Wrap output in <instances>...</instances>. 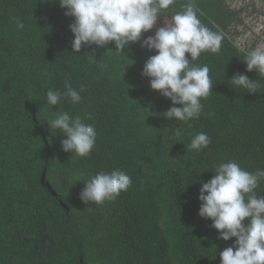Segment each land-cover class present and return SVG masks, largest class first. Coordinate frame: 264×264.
I'll return each mask as SVG.
<instances>
[{"label": "trees", "instance_id": "trees-1", "mask_svg": "<svg viewBox=\"0 0 264 264\" xmlns=\"http://www.w3.org/2000/svg\"><path fill=\"white\" fill-rule=\"evenodd\" d=\"M185 2L176 0L159 19ZM196 5L213 31L227 25L222 0ZM64 13L58 0H0V264H64L47 257L65 253L69 264H220L235 237L218 238L212 221L199 216V189L222 161L264 169V77L246 70L222 31L220 52L192 61L209 67L213 84L199 118L166 119L171 100L141 74L156 52L134 42L121 53L110 42L73 53L74 17ZM237 72L257 81L255 93L232 84ZM65 82L83 87L81 102L47 105V91H64ZM65 111L95 126L88 156L52 146L64 134L45 120ZM200 132L211 143L188 150ZM116 169L132 178L127 191L101 205L79 199L84 181ZM262 191L264 180L255 189Z\"/></svg>", "mask_w": 264, "mask_h": 264}, {"label": "clouds", "instance_id": "clouds-1", "mask_svg": "<svg viewBox=\"0 0 264 264\" xmlns=\"http://www.w3.org/2000/svg\"><path fill=\"white\" fill-rule=\"evenodd\" d=\"M56 2V0H52ZM65 15L74 17L69 29L74 35L71 42L73 53L82 47L95 45L103 48L110 42L123 53L131 43L139 42L142 48L155 51L147 58L142 75L149 77L152 90L169 98L172 106L163 113L166 119L187 123L198 119L203 111L201 99H206L213 88L210 69L205 64L196 66L192 61L199 59L202 52L217 54L222 47L224 33L213 31L198 17L196 0H186L182 11L171 18V22L156 28L154 35L142 39L176 0H58ZM17 28L24 24L17 21ZM239 47V46H237ZM243 53L247 71H256L264 77V48L252 50L239 48ZM190 54V59L186 56ZM94 63V57H88ZM238 88L255 93L259 84L245 74L234 73L230 79ZM65 82L64 91L48 90L47 105L53 107L61 100L78 104L81 92ZM179 105V106H177ZM92 117L89 115L88 119ZM50 131L59 130L66 138L61 140L62 150L85 157L96 143V129L85 123L80 116H71L67 111L47 119ZM182 135L180 128L174 131ZM210 137L200 132L191 138L188 150L199 151L208 147ZM214 175L207 182L201 181L198 199L201 201L198 214L210 219L211 227L218 230L220 239L233 244L219 253L220 264H264V196L255 189L264 180V169L249 172L233 160L215 165ZM85 187L79 193L84 204L101 205L115 200L122 191H127L132 178L123 170L101 171L84 181ZM245 218H249L245 223Z\"/></svg>", "mask_w": 264, "mask_h": 264}, {"label": "rangeland", "instance_id": "rangeland-1", "mask_svg": "<svg viewBox=\"0 0 264 264\" xmlns=\"http://www.w3.org/2000/svg\"><path fill=\"white\" fill-rule=\"evenodd\" d=\"M222 6L225 11L223 18L227 23L222 31L239 46L238 48L247 50L257 46L264 48V0H222ZM173 15L164 19L158 18L154 28L149 30L150 35H154L156 28L163 26L164 22H171ZM64 138L66 137L63 136L62 139ZM52 146L59 148L61 140L52 143ZM260 196H264V191ZM32 256L33 254H30L29 257ZM47 259H53L55 263L69 264L67 253L62 256L54 254Z\"/></svg>", "mask_w": 264, "mask_h": 264}]
</instances>
